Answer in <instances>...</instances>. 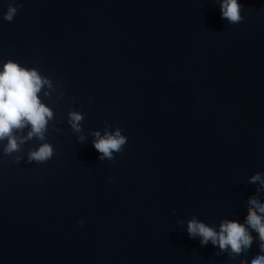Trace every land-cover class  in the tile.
<instances>
[{
    "label": "water",
    "instance_id": "obj_1",
    "mask_svg": "<svg viewBox=\"0 0 264 264\" xmlns=\"http://www.w3.org/2000/svg\"><path fill=\"white\" fill-rule=\"evenodd\" d=\"M9 2L20 5L12 21ZM238 2L230 23L219 0H0V62L47 78L37 95L52 112L42 138L13 129L8 153L0 140V264L264 254L255 232L229 259L186 231L193 217L243 225L250 181L264 177V0ZM117 129L126 142L99 158L94 133ZM43 143L52 155L29 160Z\"/></svg>",
    "mask_w": 264,
    "mask_h": 264
},
{
    "label": "clouds",
    "instance_id": "obj_2",
    "mask_svg": "<svg viewBox=\"0 0 264 264\" xmlns=\"http://www.w3.org/2000/svg\"><path fill=\"white\" fill-rule=\"evenodd\" d=\"M19 6L17 3H7L2 18L12 21ZM219 10L221 18L230 23H237L242 19L238 0H219ZM44 85L50 86V81L42 77L37 69L26 67L13 59L0 62V140H7L3 149L5 153L18 148L17 136L13 129L19 130L28 126L29 131L25 138L33 135L42 138L47 120L52 117L49 107L45 106L37 95ZM69 116L71 126L78 130L77 122L81 115L71 112ZM94 135L97 138L93 140V147L102 154L99 158H110L111 150H120L126 142V137L122 136L118 129L111 134L106 132L101 136L96 132ZM51 155V146L43 143L36 150L30 151L28 158L43 161ZM250 185L259 186V190L257 197L248 202V218L243 225L225 222L217 231L193 217L186 225L189 237L199 236L201 245L211 242L214 249L232 259L241 257L250 248L253 243L252 233L255 232L260 241V252L264 253V201L259 198V194L264 193V177L257 176L250 181ZM77 223L84 222L78 220ZM250 264H264V254H257L250 260Z\"/></svg>",
    "mask_w": 264,
    "mask_h": 264
}]
</instances>
